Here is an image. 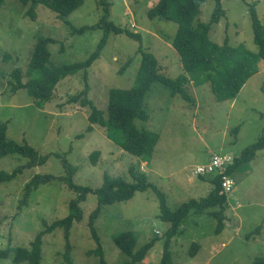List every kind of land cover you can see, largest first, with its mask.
Wrapping results in <instances>:
<instances>
[{
	"label": "rangeland",
	"instance_id": "1",
	"mask_svg": "<svg viewBox=\"0 0 264 264\" xmlns=\"http://www.w3.org/2000/svg\"><path fill=\"white\" fill-rule=\"evenodd\" d=\"M158 1L109 0L110 19L141 34V41L126 34H111L101 57L88 69V97L99 109L107 112L111 88L129 89L135 84L140 46L156 56L165 76L175 79L184 72L180 55L172 46L178 24L148 16L149 9ZM215 4V0H207L196 23L209 22ZM222 5L226 15L213 25L211 39L223 44L227 38L233 47L244 44L257 52L251 11L255 10L264 24V0H223ZM27 9L19 0H5L0 7V121L8 122V138L18 143L27 141L48 160L44 165L25 168L14 180L0 185V251L10 247L30 248L40 231L69 215L70 203L78 194L62 180L41 185L32 192L29 203L19 208L25 199V186L34 175L67 176L57 154L65 155L76 167L73 182L92 189L102 186L105 174L133 181L129 170L134 166L148 174L150 181L165 194L168 206L175 209L191 199L206 198L212 190L213 175L200 181L191 173L195 167L208 163L215 154L229 155L233 164L259 138L264 128V61L234 100L217 101L209 83L198 87L189 83L191 101L180 95L172 96L168 87L155 83L145 99L150 119L137 120L139 128L160 135L151 165L123 150L99 126L87 131L90 109L79 102L71 103L84 90L83 70L63 79L52 100L44 108L37 107L25 89L12 90L10 73L15 68L25 73L38 36L56 40L49 46L54 64L85 61L97 49L103 31L89 28L79 33L75 29L97 24L102 8L98 0H84L66 19L72 26L43 5L37 8L35 20L25 15ZM6 53L10 59L4 62ZM127 62L129 67L125 65ZM23 80L27 82L28 78ZM94 152L100 153L97 165L91 162ZM27 162L26 157L9 154L0 158V171L12 172ZM232 179L235 188L228 194L224 230L215 232L217 220L211 215L213 208L203 213L192 211L189 223L171 239L175 263L253 264L258 257H264V149L237 167ZM97 202L95 194H88L80 203L83 218L73 223L69 239L62 228L44 236L40 264H69L65 259L68 242L73 264H100V258L93 252L97 243L89 228V217ZM159 215V200L152 190L103 206L95 228L102 242L105 264H129L130 259L113 240L115 234L124 231L138 235L137 248L157 237L140 264H160L170 225ZM259 227L261 230L257 231ZM193 243L199 245L194 257L190 254ZM0 264L29 263H14L11 258L0 256Z\"/></svg>",
	"mask_w": 264,
	"mask_h": 264
},
{
	"label": "trees",
	"instance_id": "2",
	"mask_svg": "<svg viewBox=\"0 0 264 264\" xmlns=\"http://www.w3.org/2000/svg\"><path fill=\"white\" fill-rule=\"evenodd\" d=\"M28 7L25 15L32 20L37 18V8L40 5L55 12L59 18L65 20L76 11L84 0H19ZM102 8V16L97 24L90 27L75 29L79 33L87 29H100L103 36L98 43L97 49L82 62L71 64L56 65L51 61L52 53L50 45L56 40L47 36H38L35 47L31 53L30 61L25 73L19 68H15L10 73L12 90L25 89L39 108L50 102L58 84L68 76L77 74L83 70L85 82L84 90L71 99V103L79 102L82 107L89 108L88 132H92L95 126L105 130L107 137L116 143L126 152L136 156L142 162L151 163L160 135L149 129L139 128L137 120L148 121L150 113L146 109L145 99L152 86L161 82L169 88L172 96L180 95L185 100L191 101V96L187 85L192 83L194 86H202L209 83L211 90L217 101L224 102L237 98L242 88L255 74L260 71V64L264 61V24L258 17L255 10L251 11L252 28L254 32V43L258 47L257 52L246 48L244 44L233 47L229 39H225L223 44L214 42L210 37V32L214 24L221 21L226 15L222 5L223 0H215V9L209 22H198L196 18L201 12L202 5L207 0H159L153 5L148 16L151 19L160 18L174 21L178 24L176 34L172 39V46L180 55L184 72L175 79L162 74L160 64L156 56L142 46L139 47L140 65L137 71L135 84L129 89L111 88L108 97L107 112L99 109L88 97L90 92L89 68L97 61L102 54L111 34H126L130 38L141 41V34L135 33L130 29L116 25L111 19L109 0H98ZM5 0H0V7ZM69 25H71L69 23ZM72 26V25H71ZM10 55L6 53L3 61L7 62ZM130 62H127L129 67ZM1 73V62H0ZM27 77L28 81L24 82ZM8 122L0 121V158L9 154H19L28 158V162L13 170L12 172L0 171V185L14 180L25 168H32L44 165L48 160L47 156L40 154L27 141L18 143L7 136ZM237 131V129H236ZM264 149V128L256 142L244 150L239 158L231 164L226 174L232 177L233 171L254 158L257 152ZM99 152L91 155V162L97 165ZM62 158L63 165L68 174L66 177L58 178L51 174H36L26 184L24 189L25 199L19 204V208L29 203L32 192L41 185L51 181L62 180L66 182L70 189L75 191L77 198L70 203L69 215L63 219L56 220L52 224L40 231L31 242L30 248L16 247L0 251L2 258H11L14 263L40 264L43 256L44 236L55 231L57 228L65 230V236L69 239L70 230L75 221L83 218L80 203L87 199L88 194H95L98 199L97 208L89 217V228L93 239L97 243L93 251L100 258V264H105L104 250L101 239L95 228V221L100 215L102 207L112 205L116 202L127 201L135 196L137 192L152 190L156 193L160 204V219L170 225L166 231V238L162 252L160 264H177L172 258L171 239L178 235L182 227L189 223L190 213L207 212L214 209L211 215L217 220L215 232L221 233L225 228V210L227 209L228 194L222 193V174H214L210 180L212 190L206 198L200 200L191 199L182 203L175 209L168 206L165 194L159 187L150 181L146 172H141L132 166L129 170L133 181L119 175H104L101 187L92 189L78 185L73 182V175L77 171L71 165L65 155L57 154ZM203 180L206 176H200ZM261 227L257 228V231ZM115 245L129 259V264H140L149 255L158 238H153L142 247L137 248L138 235L133 231H124L113 236ZM70 245L68 242L65 259L69 264H73L70 257ZM193 251L191 256H195L199 249L197 243L192 244ZM253 264H264V257H258Z\"/></svg>",
	"mask_w": 264,
	"mask_h": 264
},
{
	"label": "built area",
	"instance_id": "3",
	"mask_svg": "<svg viewBox=\"0 0 264 264\" xmlns=\"http://www.w3.org/2000/svg\"><path fill=\"white\" fill-rule=\"evenodd\" d=\"M231 163L232 158L229 155L215 154L208 163L195 167L191 173L197 177L222 174V193L230 194L235 188L234 180L226 174Z\"/></svg>",
	"mask_w": 264,
	"mask_h": 264
},
{
	"label": "crops",
	"instance_id": "4",
	"mask_svg": "<svg viewBox=\"0 0 264 264\" xmlns=\"http://www.w3.org/2000/svg\"><path fill=\"white\" fill-rule=\"evenodd\" d=\"M147 165H151V163H147L145 162ZM200 179V181H203V179L201 177H198ZM229 199V198H228Z\"/></svg>",
	"mask_w": 264,
	"mask_h": 264
},
{
	"label": "clouds",
	"instance_id": "5",
	"mask_svg": "<svg viewBox=\"0 0 264 264\" xmlns=\"http://www.w3.org/2000/svg\"><path fill=\"white\" fill-rule=\"evenodd\" d=\"M228 197H229V195H228Z\"/></svg>",
	"mask_w": 264,
	"mask_h": 264
}]
</instances>
